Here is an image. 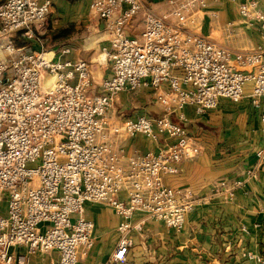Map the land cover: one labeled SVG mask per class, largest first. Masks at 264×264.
I'll list each match as a JSON object with an SVG mask.
<instances>
[{
    "label": "built area",
    "instance_id": "obj_1",
    "mask_svg": "<svg viewBox=\"0 0 264 264\" xmlns=\"http://www.w3.org/2000/svg\"><path fill=\"white\" fill-rule=\"evenodd\" d=\"M144 1H90V13L107 34L99 54L111 71L95 82L91 61L70 56L72 44L49 49L51 56L43 48L51 0H0V264H39L33 257L51 251L57 264H79L94 245V224L84 214L88 201L107 203L121 217L117 244L104 264H132V232H141L146 220H135L137 212L181 230L186 215L205 201L163 182L179 171L181 160L200 154L196 139L171 119L173 113L184 119L187 106L200 114L218 107L220 99L239 101L249 84L259 110L257 156L264 155L259 0H238L237 24L262 37L248 50L229 49L195 31L199 12L220 0H166L161 15L145 12L142 30L131 34L127 28ZM18 35L39 48L16 44ZM46 75L54 81L44 87ZM139 89L154 92L163 114L114 120L117 94ZM138 136L153 146L128 151ZM238 183L220 181L214 190L233 200ZM246 256L251 264H264L258 253Z\"/></svg>",
    "mask_w": 264,
    "mask_h": 264
},
{
    "label": "crops",
    "instance_id": "obj_2",
    "mask_svg": "<svg viewBox=\"0 0 264 264\" xmlns=\"http://www.w3.org/2000/svg\"><path fill=\"white\" fill-rule=\"evenodd\" d=\"M90 1L51 0L48 30L52 32L73 24L74 31L69 38L73 45L70 56L90 60L94 81L100 82L111 73L109 64L101 60L99 54L107 34L102 21L90 13ZM259 3L264 11V0H259ZM237 6L238 0L210 3L205 11L199 12L195 31L219 44L237 41L238 49L260 44L262 37L259 31L237 24ZM165 8L166 0H145L142 11L127 31L139 33L145 12L159 16ZM211 13H215L216 18ZM230 22L236 23L235 28L227 27ZM97 24L99 28L95 29ZM46 34L43 39L47 41ZM95 87L94 84L91 93L95 92ZM249 94L250 85L246 84L244 96L239 101L220 99L218 107L200 114L187 106L183 110V120L173 117L195 135L202 151L195 160H182L179 173L166 176L165 182L188 187L207 201L186 215L184 226L179 231L168 229L160 221L146 219L142 231L132 234L133 245L128 252L132 264H251L247 252L264 257V156H256L262 145L259 110L252 105ZM124 108L121 107V111ZM161 112L159 106L150 104L151 116H158ZM123 114L116 115V120L126 117ZM128 146V151L142 153L153 143L138 136L130 140ZM247 170L252 172L247 173ZM235 179H241L242 185L236 189L233 200L215 192L214 187L219 181L230 183ZM84 214L94 224V245L79 264H104L117 244L119 216L112 208L90 201L84 204ZM141 216H145L144 213L137 212L134 219ZM242 226L247 232L241 231ZM44 255L46 260L42 259L39 264H57L56 251Z\"/></svg>",
    "mask_w": 264,
    "mask_h": 264
},
{
    "label": "rangeland",
    "instance_id": "obj_3",
    "mask_svg": "<svg viewBox=\"0 0 264 264\" xmlns=\"http://www.w3.org/2000/svg\"><path fill=\"white\" fill-rule=\"evenodd\" d=\"M225 1H228V0H220V1H218V2H225ZM139 14V13H138ZM137 14V15H138ZM136 15V16H137ZM48 17H49V14H48V16H47V29H46V31H45V33H49V28H50V21H49V19H48ZM198 20H199V16H198ZM98 25V24H97ZM97 25H95V29H97ZM200 25V24H199ZM222 26V25H221ZM225 27V26H224ZM196 28V26L194 27V29ZM62 29H67L66 31H64L63 32V30ZM62 30V31H61ZM72 31H74V25L73 24H66L65 26H63L62 28H57V29H55L54 30V32H55V34H56V37L54 38V39H51V40H44V42H43V48L44 49H46V50H49V49H52L53 47H56V46H61V45H64V44H72V40L71 39H69L70 38V36H71V32ZM96 32H97V30H96ZM199 34V33H198ZM200 35H202V34H200ZM203 36V35H202ZM205 38H207L208 40H211V41H214V40H212L211 38H209V37H207V35L206 36H204ZM78 40H80V41H83V39H82V37H78ZM15 42H16V44H18V45H21V44H33V41H31V40H25L23 37H21V36H17L16 38H15ZM224 43L225 44H221V45H224L225 47H227V48H229V49H238L237 48V41L236 42H229L228 41V43L226 42V41H224ZM232 43V44H231ZM240 44H242V46H245V44L244 43H240ZM81 45V44H80ZM258 45V44H257ZM257 45H255L254 47H256ZM78 46V45H77ZM77 46H76V48H77ZM238 46L240 47L241 45H239V41H238ZM254 47H252V48H254ZM252 48H247L246 50H248V49H252ZM245 50V49H244ZM117 96H118V100H117ZM117 96H116V101H115V103H114V107H113V109H112V111H110V113L112 114V116H113V118H114V120H116V115H118V114H120V112L121 113H124L123 115H125L126 117H129V116H132V115H139V114H144V113H146V114H148V115H150V104H154V105H157V106H159L160 108H161V106L157 103V101L155 100V96H154V92L152 91V90H145V89H139V90H135V91H124V92H120V93H118L117 94ZM125 107L122 111H121V107ZM161 110H162V108H161ZM163 114V110H162V112H161V114L160 115H158V116H152V117H159V116H161ZM151 116V115H150ZM175 116V118L177 117L178 118V116H177V114H175V113H173V114H171V119L174 121V122H176V123H178V124H180V125H182L184 128H185V126L181 123V122H178V121H180V120H183V119H179L178 121L177 120H174V117ZM116 121H118V119L116 120ZM186 129V131L192 136V137H194L195 138V135H193V134H191L188 130H187V128H185ZM152 142V141H151ZM261 142H262V140H261ZM196 143L198 144V146L200 147V154H201V151H202V146L200 145V143H199V141L198 140H196ZM128 144H129V142H128ZM128 144H127V147H129L128 146ZM141 153V152H140ZM200 154H199V156H200ZM198 156V157H199ZM256 156H257V152H256ZM264 156V155H263ZM262 156V157H263ZM258 157V156H257ZM260 158V157H259ZM184 160V159H183ZM191 160H194V159H191ZM182 161V160H181ZM180 161V162H181ZM179 162V163H180ZM178 167H179V164H178ZM179 171H180V169H179ZM179 171L176 173V174H178L179 173ZM249 171V172H248ZM247 173H251L252 171H250V170H247L246 171ZM176 174H173V175H176ZM166 176H170V175H165L164 176V178H163V182L165 183V185L167 186V187H170V188H175V189H178V188H188V187H181V186H173V185H170V184H168V183H166L165 182V177ZM222 182L224 181V180H221ZM234 181H236V182H239L238 184H237V186H236V188L235 189H237L238 187H240L241 185H242V181H241V179H235ZM233 181V182H234ZM220 182V181H219ZM226 182V181H225ZM227 183V182H226ZM230 183H232V182H230ZM227 184H229V183H227ZM189 189V188H188ZM191 190V189H190ZM192 191V190H191ZM193 192V191H192ZM216 192V191H215ZM194 193V192H193ZM217 193H219V192H217ZM195 195H196V193H194ZM223 194V193H222ZM224 195V194H223ZM196 198H200V199H204L205 201L204 202H206L207 200L205 199V198H201V197H198L197 195L195 196ZM226 198V197H225ZM235 198V197H234ZM231 201V200H230ZM203 202V203H204ZM94 203H96V204H101V205H105V206H107V207H110V208H112L113 210H114V208L112 207V206H110L109 204H107V203H102V202H94ZM200 204H202V203H200ZM200 204H197V205H200ZM196 205V206H197ZM5 206V201H3V207ZM195 206V207H196ZM194 207V208H195ZM115 211V210H114ZM116 213V212H115ZM143 213V212H142ZM117 214V213H116ZM118 215V214H117ZM144 215L145 216H141V218H145V219H150L151 217H148L145 213H144ZM119 216V215H118ZM151 219H153V218H151ZM153 220H156V219H153ZM121 221V217L119 216V221H118V223ZM157 221H159V220H157ZM161 222V221H160ZM162 223V222H161ZM243 227V226H242ZM242 227H241V231L242 232H245V231H243L242 230ZM245 227V226H244ZM132 234H133V232H132ZM113 250V249H112ZM112 253V252H111ZM110 253V254H111ZM109 254V255H110ZM108 255V256H109ZM42 256H43V254H42ZM46 255H44L42 258H40V255H38V256H35V257H33V261L34 260H38V258H39V261H40V263H41V261H42V259L43 260H46ZM108 258V257H107ZM45 262V261H44ZM38 264V263H37Z\"/></svg>",
    "mask_w": 264,
    "mask_h": 264
},
{
    "label": "bare ground",
    "instance_id": "obj_4",
    "mask_svg": "<svg viewBox=\"0 0 264 264\" xmlns=\"http://www.w3.org/2000/svg\"><path fill=\"white\" fill-rule=\"evenodd\" d=\"M47 55H48V56H51V55H52V51L48 50V51H47ZM53 81H54V77L46 75V76L43 78L42 83H43V86H44V87H47V86H49L50 84H52Z\"/></svg>",
    "mask_w": 264,
    "mask_h": 264
},
{
    "label": "trees",
    "instance_id": "obj_5",
    "mask_svg": "<svg viewBox=\"0 0 264 264\" xmlns=\"http://www.w3.org/2000/svg\"><path fill=\"white\" fill-rule=\"evenodd\" d=\"M62 30H63V32H64V31H66L67 29H62ZM62 30H61V31H62ZM46 37H47L48 40H51V39H54V38L56 37V34H55L54 31H52V32H49L48 34H46Z\"/></svg>",
    "mask_w": 264,
    "mask_h": 264
}]
</instances>
